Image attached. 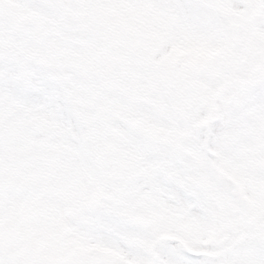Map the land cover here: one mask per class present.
<instances>
[{
	"label": "flooded vegetation",
	"instance_id": "af4514ba",
	"mask_svg": "<svg viewBox=\"0 0 264 264\" xmlns=\"http://www.w3.org/2000/svg\"><path fill=\"white\" fill-rule=\"evenodd\" d=\"M204 3L205 0H32L28 9H24L9 0L0 1L2 8L10 10L8 21L30 30L32 47L45 54L39 72L36 61L29 58L30 75L35 82V76L75 78L78 85L90 88L94 100L102 96V92L97 96V88L106 91L107 97L112 94L109 88L125 93L127 89L140 90L148 79L173 80L175 92L180 80L193 85L191 103L187 106L177 103V108L166 110V113L175 111L172 129L147 125L142 111L116 119L114 107L103 102L92 111L93 117L84 120L85 125L70 126L69 140L86 137L85 140L95 144L98 154L108 148L111 157L115 156L117 166L110 162L103 166L102 188L109 183V176L113 178L118 172L130 176L152 174L147 167H139L140 162L146 161L141 154L133 150L112 153L113 143L142 141L162 143L164 148L166 143L168 147L162 151L189 147L184 152L194 163L178 169L196 170L202 175L201 184L209 185L208 190L211 187L216 193L212 199L177 197L186 185L171 172L167 173L169 178L163 179L162 158L178 156L170 152L161 156L160 161H151L158 172L151 192L154 198H133L135 186L142 184L136 182L125 184V198L50 200L45 209L50 245L43 253L42 264H197L189 258L195 250L223 255L222 264H242L241 255L248 252L245 228L252 230V222L244 220L243 199L223 196L229 180L225 172L235 173L236 179L230 181L238 191L241 165L237 154L231 153V161L224 167L218 155H210V148L226 142L231 134V141L236 144L254 141L258 143L255 149L253 146L247 149L249 154L262 159L256 163L264 171V132L256 135L259 126L249 117L237 121L245 127L239 133L233 120L226 119L223 112L226 109L222 107L226 98L223 95L230 86L228 80L232 78L242 88L255 84L254 92L264 93V0H211L207 8ZM191 5L207 17L208 23L183 21ZM117 14L123 15L122 22H117ZM211 43L215 44L214 49L207 48ZM117 80L124 85L116 84ZM150 86L152 89L151 83ZM71 90L74 91V86ZM233 97L236 99V95ZM32 102L34 105L35 99ZM72 105L66 102V109ZM133 149L142 148L135 144ZM164 180L171 185L165 187ZM254 223L258 231L259 223ZM121 224L125 237L135 243V251L132 253L130 249L126 253L128 262L118 263L81 245L106 225L110 229L105 232L118 233ZM63 227H69L65 234H72L71 239L59 236ZM261 228L259 234L256 231L251 237L255 254H264V239L259 241L264 238V225ZM169 239H175L172 245L176 254L172 259L164 254V242ZM71 240L75 243L71 244ZM188 240L193 245L186 244ZM19 251L25 248L10 246L0 254V260L15 261ZM201 259L200 264H209L203 256Z\"/></svg>",
	"mask_w": 264,
	"mask_h": 264
},
{
	"label": "rangeland",
	"instance_id": "374dc122",
	"mask_svg": "<svg viewBox=\"0 0 264 264\" xmlns=\"http://www.w3.org/2000/svg\"><path fill=\"white\" fill-rule=\"evenodd\" d=\"M9 1L16 4V7L28 9L32 0ZM210 1L205 0V8L210 7ZM182 3L180 1L181 7H183ZM186 8L189 9V7ZM9 12L7 7L4 9L0 5V219L10 218L20 230L22 236L20 246L25 248V251L18 252L17 260H0V264L43 263L45 256L43 253L50 245L45 224V209L50 200L84 201L97 198H125L123 192L125 184L135 183L139 180L142 184L135 186V194L132 197L154 198L155 196L151 192L155 189L158 172L153 169L151 161H160L161 156L170 152L178 153V156L171 159L162 158L163 179L169 178L170 174L167 173L171 172L175 178L182 180L186 185L179 190L177 197L212 199L215 196L214 189L210 187L208 190L209 185L204 187L201 184L202 175L198 174L196 170L178 169L179 166L188 167L189 163L193 165L194 162L192 163L184 152L190 149L189 147L184 146L175 150L168 148L162 151L168 146L164 143V148L163 144L158 142L141 141L132 144L133 146L137 144L142 148L132 150L135 154H141L146 160L144 164L140 162L139 167H147L148 172L151 171L152 174L142 173L140 176H130L118 172L117 175L119 179H122V184L110 183L111 188H102L103 166H106L108 162L117 166L118 163H114L115 156L111 157L109 154L111 150L108 148L98 154L85 140L86 137L76 141L78 142L77 146H71L73 143L68 144L66 137L70 126L80 125V123L81 126L85 125L84 120L93 117L92 111L98 103L103 102L114 107L116 119L122 120V117H131L135 111H142L145 112L143 116L147 125L172 129L175 127L173 123L175 111L166 113V110H168L167 108H177V103L184 106L191 103L193 85H187L186 80H180L176 86L177 92H175L173 91V80L148 79L147 85L140 90L130 92L126 88L127 92L125 93L118 88L116 90L109 88L108 91L112 94L107 97L106 91L97 88L95 89L97 96L99 92H102V96L94 100L95 95L91 93L90 88L78 85V79L75 78L66 76H50L48 78L39 76L38 78L35 76V82L33 76L30 75L29 58L36 61L35 68L39 72V65L44 64L46 60L45 54L32 47L30 41L32 32L30 30L15 26L13 20L8 21ZM122 16L116 15L117 22L124 20ZM183 21L208 23L207 17L193 5L190 6L187 18ZM5 22L8 25H5ZM207 48L214 49L215 44L211 43ZM162 83H164V88H161ZM116 84L124 85L119 80ZM133 84L134 82L131 85ZM228 85L230 86H227V93L223 95V98H226L222 104V107L226 109L223 110L226 119H232L233 124L241 133L245 127L244 124L238 125L240 123L237 121L249 117L254 118L259 126L256 135H261L264 132V93L254 92L255 84L254 86L245 85L242 88L233 78L228 80ZM73 86L74 91L71 90ZM259 86L258 84L257 88ZM34 87H36L35 91ZM232 89H234L233 93H231ZM234 95H236V99H234ZM28 97H33L36 104L31 105L30 100H27ZM65 101L73 103L72 108L67 109L66 115L63 112V109L67 108ZM171 104L173 107L170 106ZM254 113L259 115L254 116ZM90 121H93L92 118ZM174 129L176 130V128ZM82 135H86V132ZM249 135L251 134L249 133ZM232 137L233 134L228 137L226 142L217 145L215 149L210 148L212 150L210 155H218V159L224 162L223 166L226 167V163L231 161V153L237 154V160L241 165L240 170H242L241 178L238 177V183L242 189H240V193L231 197L233 187L229 185L228 190L226 188V191L223 192V196L227 199H250L248 202H243L245 206L244 220L252 222V230L248 227L245 228L244 243L253 247L251 237L257 231L254 222L259 223L260 229L257 234L264 225L262 223L264 221V171L259 169L256 163L262 159L255 158L254 155L249 154L247 149V147L253 146L254 150L258 143L249 140L236 144L231 141ZM128 146L131 148L129 143H113L111 144L112 153L115 151L131 152L132 150ZM262 149L264 151V147ZM77 155L79 156L78 161ZM68 162H74L76 165L68 166ZM93 163L96 165L95 167ZM62 164L64 165L62 166ZM225 173L228 177L236 179L235 173ZM170 185V181L164 180L165 187ZM143 188H145V192ZM109 193L110 196H108ZM169 197H174V195ZM157 198L160 197L157 196ZM227 214L231 215L232 213L227 212ZM114 225L112 224V226ZM109 229L110 227L106 225L99 231V234L90 235L88 241L81 245L99 256L108 255L106 258L118 263L128 262L126 253L130 249L132 253L135 251L133 239L125 237L123 224H121L118 233L105 232ZM263 239L261 238L259 241ZM136 240L139 241V238ZM170 243V239L165 240L164 254L172 259L176 253ZM185 243L193 245V241L190 240ZM34 252L36 254H33ZM222 256L219 255L216 259L211 256L209 264H221ZM241 262L242 264H264V261L258 260L256 254L251 253H244Z\"/></svg>",
	"mask_w": 264,
	"mask_h": 264
},
{
	"label": "water",
	"instance_id": "95a60500",
	"mask_svg": "<svg viewBox=\"0 0 264 264\" xmlns=\"http://www.w3.org/2000/svg\"><path fill=\"white\" fill-rule=\"evenodd\" d=\"M4 221L0 222V249L8 248L10 245H12L10 239H9V233L4 227Z\"/></svg>",
	"mask_w": 264,
	"mask_h": 264
}]
</instances>
